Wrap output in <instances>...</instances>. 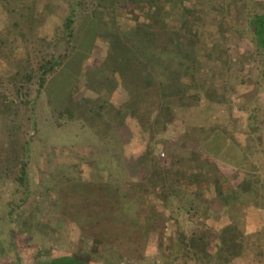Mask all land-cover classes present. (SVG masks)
<instances>
[{
    "label": "rangeland",
    "instance_id": "obj_1",
    "mask_svg": "<svg viewBox=\"0 0 264 264\" xmlns=\"http://www.w3.org/2000/svg\"><path fill=\"white\" fill-rule=\"evenodd\" d=\"M263 4L264 0H0V264L18 258L32 264L38 252L42 260L74 254L92 264L186 263L177 222L170 216L135 229L111 215L109 197L90 202L85 193L76 195L66 188L70 176L79 175L83 182L100 173L122 177L111 169L116 154L82 117L84 105L69 120L51 101L56 97L53 90L63 91L75 68L64 78L54 75L71 60L77 36H85L93 23L98 25L97 42L82 74H77L70 99L117 113L125 145L122 154L132 163L133 182L140 177L137 157L147 144L162 96L145 66L154 67L153 44L135 39V53L116 46L115 37L128 31L145 35L147 24H152L165 30L167 38L180 33L196 39L195 48L158 69V80L165 85L177 84L183 68L193 67L189 78L203 88H194L199 99L179 106L174 124L157 136L155 152L165 164L212 161L231 182L222 180L218 194L201 181L177 187L182 197L188 192L201 201L183 213V228L191 235L215 232L201 242L205 255L192 252L188 264H264V50L249 26L251 17L263 12ZM73 9L75 38L69 44L66 20ZM92 35L93 31L88 39ZM51 60L57 67L40 85L42 65ZM212 107L214 120L203 118L207 109L214 111ZM251 111L258 121L250 117ZM220 130L236 142L214 157L205 145ZM200 170L194 171L200 175ZM254 174L260 177L259 186H243L246 196L235 194L233 183L241 186L245 175ZM155 198L144 195V215H153L150 208H163ZM94 207L110 213L103 212L98 220L88 218Z\"/></svg>",
    "mask_w": 264,
    "mask_h": 264
},
{
    "label": "trees",
    "instance_id": "obj_2",
    "mask_svg": "<svg viewBox=\"0 0 264 264\" xmlns=\"http://www.w3.org/2000/svg\"><path fill=\"white\" fill-rule=\"evenodd\" d=\"M150 2H154V0H149ZM263 12L262 13H255L250 20L249 26H252V31L257 36V41L259 46L262 47L264 50V4L262 6ZM74 9L69 14L66 20V29H65V39H67V43H71L73 39L75 38V34L73 32V24H74ZM162 15H159L158 17H161ZM149 25V28L146 29L145 35H139L136 33H133L131 31L125 32L122 39V36L115 37V42L117 41V45L113 43L116 46H126L125 50L128 51H135L134 41L135 39L145 40L149 41V43L153 44L155 47L154 51V67L150 66L149 64H145L149 78H152L153 81H157L159 83V87L161 90V101L160 106L157 109L156 113L153 116L152 122L150 123L149 127V137L147 144L145 147L140 151L139 157H137L138 160L141 161L140 167H139V178L133 182L131 177L133 176L130 172L132 169V163L129 162V156L124 157V149L125 145L123 143V135L120 132V122L118 121L119 117L117 113L109 112L110 110H106L104 106H94L91 105L89 101L80 103L76 101H72L71 95L72 92H74L76 82H77V76L81 75L82 68L85 64V60L89 55L92 54L94 45L97 42L98 38V29L97 26L94 23L90 25L88 28L85 36H77L76 40L79 41V44H77L76 49L71 60L65 65L66 67L63 68L62 71L54 75V79L60 76V78H64L66 74H68L69 70L74 67V71L72 72V79L69 81H65L63 85V91L57 89L53 90L54 95L56 96L53 98L51 96V101L54 105L55 111L62 115L63 118L74 120L77 117L76 110H78V107L84 108L82 110V117L86 120L87 124L98 134L100 138L104 141V143L109 146V150L114 152L115 158L117 159V162L114 164L111 169L114 173L118 175H122V177L114 176L112 179L106 178L103 176H95L93 180H87V181H81L79 175L76 176H70L68 178V181H66V188L69 190H74L75 194H82L85 193V198L87 200L97 201V196H100L99 199L105 195V197H109L111 199L110 201V209H111V215L116 217H122L123 221L125 223L132 225V227H135V229H144V226L150 223L158 222L155 220L161 221V217H167L170 216L177 222L178 227V235L179 240L183 245V248H185V264H188V261L192 259V252L194 255H205L203 254V249L201 247V242L208 237V235H214L215 232L212 230L208 234L198 235V233H195L191 235V232L185 230L183 226L181 225V217L183 216L184 212L190 211L191 209L195 208L193 203L195 201H199L195 198H190L191 194L187 192L185 197H182L181 194H178L176 192V189L179 185L182 183L185 184L187 187L191 185V183L198 182H206V187H209L213 189L214 193L220 192V186L222 180L227 182H231L229 176H227L225 173L221 172V169L214 164V162L209 160H204V165H196L191 163L192 161H171L168 164H165L162 162V160L159 158V156L156 154V140L157 136L159 134L165 133L168 128L174 124V122L177 119V112L180 105L186 104V101L192 100V99H199L198 92L195 91L194 88H203V84L200 86L195 87L194 84L198 81L195 78H189V75L191 74L190 71L194 69L193 67H184L183 68V75H181V79L177 81V84H160L159 73L158 69L159 67L163 68L168 65L167 60H175L177 55L181 56L182 54L188 53L190 48H195L197 45V41L195 38H189L187 36L181 35L180 33L176 34L173 33L169 38L166 37L165 33L166 31L163 29H157L153 28L152 24ZM93 31L92 37L88 39V34ZM175 35V36H174ZM182 36H184L182 38ZM132 37V39L130 38ZM80 39V40H79ZM121 39L123 42H120ZM173 39L176 40V45L173 48H169L171 41ZM126 40V41H125ZM120 42V44H119ZM66 43V44H67ZM67 44V45H69ZM87 46V47H86ZM130 46V47H129ZM86 47V50L83 52L85 55H81V48ZM134 47V48H133ZM132 48V49H131ZM134 54V53H133ZM79 55V56H78ZM156 55V56H155ZM78 57H80L78 59ZM152 57V58H153ZM128 58V57H127ZM124 60V67L129 68L128 61H130L131 56H129L128 59ZM77 59L78 61L74 62L73 60ZM71 63V64H70ZM69 64L71 67H69ZM57 67V61L51 60L49 62H46L42 65V70L40 73V85H44V83L47 81V76L49 73L53 72L54 69ZM70 68V69H69ZM182 69V68H181ZM78 74V75H77ZM147 74V73H146ZM48 80V87L49 82H53V80ZM68 79V78H67ZM203 80V79H202ZM201 80V81H202ZM140 81V80H139ZM194 83V84H193ZM261 84V83H260ZM193 95V96H192ZM54 100H53V99ZM84 105V107H82ZM212 107L214 111L211 109H207L204 113H202L203 118L207 117V119L214 120V112L216 111V108ZM80 112V111H79ZM127 112H130V109H128ZM251 118L256 119L258 121L259 116L256 114V112L251 111L250 114ZM233 142V143H232ZM236 142V139H230L228 134H226L223 130L217 131L214 136L212 137L211 141L208 142L205 147L208 152L211 153L212 156L218 157L220 156L226 149L233 146V144ZM123 153V154H122ZM122 154V155H121ZM127 157V158H126ZM137 160V161H138ZM115 162V160L113 161ZM117 164V165H116ZM98 165V164H97ZM100 164L97 166L99 171H101L103 168L99 167ZM201 169L202 174H198L194 170ZM106 170V169H105ZM22 174L26 177L27 175V168L24 164V167L22 168ZM251 180V181H250ZM260 184V177L256 174L254 175H245L242 179L241 186L235 185L233 183V186L235 187V194L240 196H246L245 190H242V187H249L252 185L259 186ZM257 186V187H258ZM78 188V189H76ZM261 188V187H260ZM67 189V190H68ZM129 189V190H128ZM118 191V192H117ZM243 191V192H242ZM117 192V194H116ZM242 192V193H241ZM70 196V193L67 192ZM198 195L197 197L203 198L199 192H196ZM150 194L156 195L155 200L163 207L160 210H157V206L150 208V211L153 210V215L146 214L144 215L143 212V206L146 203V199L143 200L144 195ZM245 194V195H244ZM180 195V197H179ZM78 200V198H77ZM206 201V198H204L203 202ZM100 203V200L98 201ZM97 203V202H96ZM91 204V203H90ZM158 205V204H157ZM90 210V205L86 206ZM93 207V206H92ZM110 209H103L102 212L98 211L94 207V212L92 211L91 214L88 216V218H94V220L97 217H101L104 213H110ZM187 209V210H186ZM91 211V210H90ZM104 212V213H103ZM116 217V218H118ZM109 217H106L108 219ZM114 219V218H110ZM98 220V219H96ZM115 220V219H114ZM119 220V219H118ZM152 220V221H151ZM151 221V222H150ZM28 221H26L25 224H27ZM217 236V235H215ZM216 239L219 241L221 240L219 237H216ZM102 242H107L105 239H98ZM197 248V249H195ZM213 258L212 255H207V257ZM211 260H214L211 259ZM173 263V260L169 261ZM168 262V263H169ZM12 264H23V262L18 258L17 261H15ZM32 264H92V263H86L82 261L81 259L77 258L74 254L73 255H58L54 256L49 260H42L39 258V252L35 253V257Z\"/></svg>",
    "mask_w": 264,
    "mask_h": 264
}]
</instances>
